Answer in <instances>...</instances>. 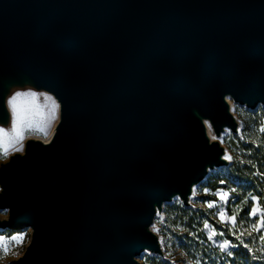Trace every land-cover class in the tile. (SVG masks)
Wrapping results in <instances>:
<instances>
[{
  "label": "water",
  "instance_id": "95a60500",
  "mask_svg": "<svg viewBox=\"0 0 264 264\" xmlns=\"http://www.w3.org/2000/svg\"><path fill=\"white\" fill-rule=\"evenodd\" d=\"M18 91L59 109L48 143L0 161V230L32 228L11 263L165 260L155 215L232 162L228 100L264 106V0H0L8 132Z\"/></svg>",
  "mask_w": 264,
  "mask_h": 264
},
{
  "label": "rangeland",
  "instance_id": "374dc122",
  "mask_svg": "<svg viewBox=\"0 0 264 264\" xmlns=\"http://www.w3.org/2000/svg\"><path fill=\"white\" fill-rule=\"evenodd\" d=\"M28 99L31 102V107L33 108L34 111L37 109L40 112L47 111L45 100L38 101L36 99L33 100L32 98H28ZM232 111L237 116L238 121L240 123L241 131H242L244 120L245 119L255 120V117L263 115L264 106L259 105L256 109L250 110L246 108L245 106L238 104L235 110L232 109ZM56 121L57 119L52 122L48 132L52 131V128L54 127V124L56 123ZM262 125H264V120H263ZM35 135L43 136L41 134H35ZM236 137L237 136L235 134L229 131V133L223 137V140L220 139L222 144L226 147L227 151L230 152V155H232V149L235 147L234 145L236 144ZM241 137L242 135L239 136L240 139H242ZM229 172H230L229 168H226V167L217 168L214 171H211L210 177L220 178V179L227 178L229 176ZM209 182H210V179L208 178L206 181H204L202 184L198 185L195 188L196 194L192 198H190V201L192 202V207H190V209L193 211H196V210L201 211L200 217L203 218V221L205 219H208L210 223L214 225H218L219 228L221 229H226L228 227H231L230 223L227 226L221 223L217 215V209L215 208L208 209L205 206V201H212L216 199V197L211 195L212 192H215L217 189H220V188H223L225 191H227L230 188L228 184L224 181V184H221V182L218 183L217 189L210 190V188L208 187ZM205 189L209 190L207 194L204 191ZM232 203H233V200L230 201L227 207L231 209V212H235L237 210V206L232 205ZM181 208H186V207H184L179 200H175L172 203L165 204L163 215L156 214L154 217V221L152 223V229L154 225L159 229L158 232L157 231H154V232L158 234L160 241H161V238H163V243H161V245H162V250L165 256H168V252L171 251L172 257H168L167 260H162L159 256H155V255H152L146 252V253H142L140 256L137 257V260L140 262V264H171V260L173 257L176 258L177 264H188V259H192L194 261L196 257H200L201 260L204 262V264H264V252L258 251L262 247L259 240L257 239L259 233H254L252 237H249L247 234H245L243 237L246 243H249L253 249H256V251L254 252H249L247 249H245L240 244V242L235 239L234 236L217 237L216 238L217 240L229 238L232 241V243L237 245V247H235L234 249H239V257L238 258H235V256L228 257L226 254L221 253L220 250L215 246L213 242L204 241L203 239H200L202 237L200 236L201 232L202 234H204L205 237L207 236V232L203 230V224L200 227H194L195 230L191 233H195L196 235H190V234L186 235L187 230L181 231V229H185L184 223L186 222L185 221L186 219L181 220V217H180ZM5 212L6 211L4 210H0V213H5ZM167 212H169L170 214H168ZM3 216H6V215H3ZM161 216L163 217V222H161ZM198 217L199 216H197V218ZM225 219H227V217H225ZM252 219L253 218H251V220ZM247 226L248 224L246 223L243 227H247ZM243 227H241V230H243ZM250 230L251 229L249 227V231ZM19 234H23L24 238H23V241L18 244L15 241H12L11 237L13 235H19ZM0 237H4V240H0V254L3 253L2 247L5 241H7L10 246V252L5 257L3 264H12L11 260L15 259L16 257H13L11 253L17 252L20 255L23 253L26 245L28 244L30 240V231H28V228L20 229V230H0ZM196 240H198L197 244H195V242H197ZM198 248L199 250H197ZM203 248L205 250L204 256L200 254L199 252H197V251L202 250ZM182 252L189 253V256L187 258L182 257L181 256ZM246 254L250 256V259H247L245 257ZM253 256H258L260 257V259H253Z\"/></svg>",
  "mask_w": 264,
  "mask_h": 264
},
{
  "label": "snow or ice",
  "instance_id": "6c2138e0",
  "mask_svg": "<svg viewBox=\"0 0 264 264\" xmlns=\"http://www.w3.org/2000/svg\"><path fill=\"white\" fill-rule=\"evenodd\" d=\"M18 95L31 96L34 100L36 94L33 92H25V93H18ZM44 99H45V104L47 106V111L40 112L38 109L35 110L36 120L33 124L31 131H33L35 134H41L45 137H48V130L52 122L58 119L59 105L51 96H45ZM209 128H211L210 125ZM258 131L264 132V125H262L261 128L258 129ZM217 138L218 137L216 135L211 136V139L213 141L217 140ZM220 139L223 140V137L221 136ZM223 158L225 160H231L233 157L229 154H225ZM253 167H255V165H253ZM254 174L264 177V172L258 171ZM221 184H224V181H221ZM204 191L207 194L209 190L205 189ZM193 195H195V189L193 190ZM211 195L216 197V199L212 201H205V206L208 209H214V208L217 209V215L221 223L226 226L230 223L231 227H228L226 229H221L219 228L218 225H214L210 223L208 219H205L203 221V230L207 232V236H206L207 241L213 242L215 246L220 250V252L226 254L228 257L234 256L233 249L237 247V245L232 243V241L229 238L217 240L216 239L217 237L234 236L235 239L238 240L245 249H247L249 252H254L256 251V249H253L249 243H246L243 237L245 234H247L249 237H252L254 233H259L257 239L262 245H264V207L261 206V200L258 195L249 193L247 196L244 197L241 203L237 205V211L235 212H231V209L227 207L230 201L240 199V196L239 194H237V190L235 188H231L227 191H225L223 188H220L217 189L215 192H212ZM250 202H252V206L249 210L248 208H245L244 205H248ZM225 217H227V219H225ZM245 217H250V218L258 217V218L252 219L250 222H248L246 221ZM238 218H239L240 226H238L237 224ZM161 222H163L162 216H161ZM246 223L248 224V226L243 227ZM241 227H243V230H241ZM249 227L251 229L250 231H249ZM153 231L158 232L159 229L154 225ZM181 231H186V229H181ZM189 234L196 235L195 233H189ZM23 238H24L23 234H19L17 235L16 239L12 241H15L16 243L19 244L23 241ZM0 240H4V239L0 238ZM161 243H163V238H161ZM258 251L264 252V247H261ZM2 252L6 256L10 252V246L7 241H5L3 244ZM181 256L187 258L189 256V253L182 252ZM168 257H172L171 251L168 252V256L165 257V260H167ZM253 259H260V257L253 256ZM171 264H177V260L175 257L172 258ZM188 264H204V262L201 260L200 257H196L194 261L192 259H188Z\"/></svg>",
  "mask_w": 264,
  "mask_h": 264
},
{
  "label": "trees",
  "instance_id": "16d2710c",
  "mask_svg": "<svg viewBox=\"0 0 264 264\" xmlns=\"http://www.w3.org/2000/svg\"><path fill=\"white\" fill-rule=\"evenodd\" d=\"M264 120V114L261 116L255 117V120H244L242 127V139L239 136L236 137L235 147L232 149V159L229 166V176L227 178H213L208 176L210 182L208 187L210 190H215L218 188V183L225 181L229 188H235L237 194H239V200H233L232 205H239L241 201L249 193L258 195L261 200V206L264 207V177L255 175L256 172H264V132H259L262 123ZM243 161V162H241ZM255 165V167H253ZM207 178V179H208ZM252 202L248 205H244L245 208L250 210ZM237 211V210H236ZM170 214L169 212H167ZM201 211H193L190 208H181L180 217L181 220L186 219L184 223V228L187 230V234L195 230L194 227H200L203 224V218L200 217ZM197 216H199L197 218ZM246 221H250L251 218L245 217ZM256 219V218H253ZM239 225V218L237 221ZM200 239L206 240L204 234ZM188 237V236H187ZM195 244L198 243L196 240ZM261 244V243H260ZM262 245V244H261ZM264 247V245H262ZM202 248V246H201ZM199 250V248L197 249ZM204 248L199 252L203 256L205 255ZM235 258L239 257V249H234ZM247 259H250V256L246 254ZM207 258V257H206Z\"/></svg>",
  "mask_w": 264,
  "mask_h": 264
},
{
  "label": "clouds",
  "instance_id": "9594fccd",
  "mask_svg": "<svg viewBox=\"0 0 264 264\" xmlns=\"http://www.w3.org/2000/svg\"><path fill=\"white\" fill-rule=\"evenodd\" d=\"M18 93L21 92H16L8 99V104L11 106L12 112L11 131H5L4 128L0 127V161H7L9 157L15 153L23 154L25 149L24 141L26 139H40L39 136H36L35 133L31 131L36 120L35 111L31 107V102L28 99L32 97L18 95ZM48 136L49 139L44 140V143H48L50 141V133H48ZM2 192L3 188L0 187V193ZM3 215H6V212L0 213V216ZM16 237L17 235H13L11 240H15ZM0 238L4 239V237ZM11 255L18 258L20 254L17 252H12ZM5 257V254H0V264H3Z\"/></svg>",
  "mask_w": 264,
  "mask_h": 264
},
{
  "label": "bare ground",
  "instance_id": "6f19581e",
  "mask_svg": "<svg viewBox=\"0 0 264 264\" xmlns=\"http://www.w3.org/2000/svg\"><path fill=\"white\" fill-rule=\"evenodd\" d=\"M53 98V97H52ZM229 98V97H228ZM54 99V98H53ZM55 100V99H54ZM56 101V100H55ZM229 102H230V104H231V108L232 109H234L235 110V108H236V106L238 105L237 103H235V102H233V100H231V99H229L228 100ZM57 103V102H56ZM233 112V111H232ZM55 125V124H54ZM209 131H210V134L211 135H214L213 134V132H212V130H211V128H209ZM229 128H226V130L222 133V136L224 137L225 135H227L228 133H229ZM48 133H50V135H51V131H49ZM40 137V139H42L43 141L44 140H47V139H49V136L48 137H45V136H39ZM228 154L230 155V152H228ZM196 194V193H195ZM28 231H32V228L31 227H28Z\"/></svg>",
  "mask_w": 264,
  "mask_h": 264
}]
</instances>
